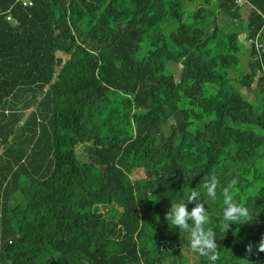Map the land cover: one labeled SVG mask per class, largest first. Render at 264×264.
<instances>
[{
  "label": "trees",
  "instance_id": "1",
  "mask_svg": "<svg viewBox=\"0 0 264 264\" xmlns=\"http://www.w3.org/2000/svg\"><path fill=\"white\" fill-rule=\"evenodd\" d=\"M244 2L0 0V264H190L165 214L210 176L216 264H264V0ZM233 179L253 220L224 233Z\"/></svg>",
  "mask_w": 264,
  "mask_h": 264
},
{
  "label": "clouds",
  "instance_id": "2",
  "mask_svg": "<svg viewBox=\"0 0 264 264\" xmlns=\"http://www.w3.org/2000/svg\"><path fill=\"white\" fill-rule=\"evenodd\" d=\"M236 185L237 181L233 179L222 190L224 207L222 215L218 219L217 227L224 233L232 225H240L241 221L248 223L253 220L249 209L234 200L233 190ZM202 187L204 189L203 192L195 188L190 189L186 193L187 203L183 199L175 203L172 202L171 207L165 214V220L168 226L170 222V229H178L179 233L183 231L188 235L189 247L193 253L206 257L209 264H216L219 259L218 244L215 242L216 233L212 228L208 227L210 216L205 205L208 200H217L219 181L215 176H210L204 180ZM193 203L195 206L189 211L188 205ZM189 221L191 225H189ZM257 250L264 252V239L261 240ZM251 251V246H249L246 252L251 253Z\"/></svg>",
  "mask_w": 264,
  "mask_h": 264
},
{
  "label": "rangeland",
  "instance_id": "3",
  "mask_svg": "<svg viewBox=\"0 0 264 264\" xmlns=\"http://www.w3.org/2000/svg\"><path fill=\"white\" fill-rule=\"evenodd\" d=\"M241 4L243 6L246 5L245 2H244V0H242ZM251 10H252L251 5H247V6H244L242 8V15H243L244 19H247L249 17V15L251 14ZM219 19H220L219 25H221V26L226 25L227 23H229L231 21L230 18H228V17H226L224 15H220ZM246 37H247V35H246ZM245 43H246V40L245 39L244 40L242 39V41H241L242 47L244 46ZM244 58H245V56L242 54V56H241V61H242L241 66L242 67L240 68V70L243 68ZM178 68L179 67H177V68H171V71H174L175 70V73H176V77L177 78L179 77V73H178V70H177ZM247 70H248V67H247L246 71ZM250 97L253 98V99L255 98L253 95H250ZM78 152L81 153V154L84 153L85 152L84 146H80L79 149H78ZM144 176L145 175H144V172L143 171H137L136 172V177L137 178H142ZM183 253L186 256V258L188 259V261L190 262V264H200L199 259H198V256H196L193 252H191L189 250H184Z\"/></svg>",
  "mask_w": 264,
  "mask_h": 264
},
{
  "label": "built area",
  "instance_id": "4",
  "mask_svg": "<svg viewBox=\"0 0 264 264\" xmlns=\"http://www.w3.org/2000/svg\"><path fill=\"white\" fill-rule=\"evenodd\" d=\"M20 2L22 3V5L24 7H32L34 4V0H20ZM242 0H238V3L241 4ZM8 21H13L11 16L7 17ZM249 44L254 45L257 48L258 54L260 56V58H262V56L264 55V42L261 43L258 39H249Z\"/></svg>",
  "mask_w": 264,
  "mask_h": 264
}]
</instances>
